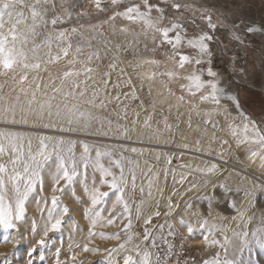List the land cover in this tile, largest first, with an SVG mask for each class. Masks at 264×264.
<instances>
[{
  "label": "rangeland",
  "instance_id": "1",
  "mask_svg": "<svg viewBox=\"0 0 264 264\" xmlns=\"http://www.w3.org/2000/svg\"><path fill=\"white\" fill-rule=\"evenodd\" d=\"M62 1L49 0L47 25L38 26L25 46L29 56L32 55L29 50L36 48L42 61H48L50 56L60 59L44 63L38 72H28L25 84L19 83L20 69L0 75V96L4 97L0 106L16 104L17 96L26 102L20 89L31 93L39 84L37 100L51 103L53 111L65 104L89 110L91 106L86 101L95 94L97 107L91 110L99 114L100 122L89 128L69 127L56 121L54 116L41 120L27 115L22 120L19 111L15 121L10 114L7 120L0 119V133L16 135L24 145L25 159L29 141L35 153L41 137L53 141L63 139L66 143L61 146L62 155L69 171L75 159L78 173L71 183L60 180L55 184L53 174L59 160L52 154L40 171L35 190L25 201L22 219L14 221L13 230L0 229V264H57V249L61 264H103L109 259L111 264H124L127 255L139 259L136 245L150 253L151 264H174L169 247H166L167 258L160 259L157 252L163 231L181 237L177 249L187 245L199 249L201 264L216 259L221 264L224 260L232 264H264V247L256 242L264 236V232L258 231L264 230V169L260 167V157H251L252 151H259V146L251 142L256 138L255 133L264 134V0H147L152 8L151 28L122 16L111 19L133 5L145 11L144 0H119L116 4L112 0H100L99 7L95 0ZM25 2L31 4L35 0ZM175 4L180 8L173 7ZM21 10L28 18L26 23H30V11ZM209 16L215 29L208 26ZM53 18L58 20L55 27L51 24ZM173 24H179L176 31L188 38L200 33L211 35L210 59L206 57L199 65L190 63L180 69L179 55L195 58L196 52L186 41L174 49L154 31ZM9 27L6 24L3 32L8 33ZM19 27L23 29L25 25ZM249 28L253 31L249 32ZM61 31L65 37L62 45L57 46L60 42L56 36ZM49 39L51 49L46 45ZM68 45L71 47L65 57L63 49ZM77 47L81 48L79 53ZM86 67L92 68L87 75L83 72ZM209 68L217 73L218 87L223 90L218 105L201 99L209 89L190 95L188 81L183 79L196 71L208 81L212 79L207 75ZM69 70L79 71L81 75L62 80L63 73ZM169 71L181 78L169 80L161 75ZM74 80L80 85L77 93L84 91V97H65L64 93L73 88ZM153 81L158 83L159 91L153 87ZM161 96L177 98L179 104L173 105ZM100 101L105 104L102 108ZM222 110L228 116L221 114ZM46 124L49 126L45 127ZM245 125H248L247 132ZM0 143L7 148V139L0 137ZM85 144L89 146L90 161L96 160L99 150L108 153L100 158L104 168L119 176L120 168L113 162L119 161L123 167L130 228L126 227L129 219L123 205L116 204V193L101 183V172L91 163L85 169L80 161ZM69 147L74 153L72 157ZM14 157L11 151L0 154V165L11 172L10 160ZM17 168L22 172V165ZM104 179L111 181V177ZM23 183L20 182L22 191ZM93 187L109 193L96 209L92 208L89 195ZM54 196L58 198L57 206L50 220ZM6 203L15 205L11 184H6ZM65 207L66 215L63 214ZM98 210L101 223L92 228L96 235L89 236L91 213ZM61 217L60 230L48 231L45 237L44 232L50 229L51 223ZM109 219L114 223L107 224ZM205 220L207 226H203ZM188 224L193 228L191 234L186 228ZM145 231L150 233L148 241L143 239ZM117 233L118 239L107 238ZM5 236L11 237V241L6 243ZM129 236L133 237L130 243ZM204 237L208 238L207 242ZM42 239L44 246L38 243ZM213 241L218 243L213 245ZM120 244H125V248L119 249ZM84 245L89 251H83ZM112 249L118 251L110 254ZM73 254L75 261L71 259Z\"/></svg>",
  "mask_w": 264,
  "mask_h": 264
},
{
  "label": "snow or ice",
  "instance_id": "2",
  "mask_svg": "<svg viewBox=\"0 0 264 264\" xmlns=\"http://www.w3.org/2000/svg\"><path fill=\"white\" fill-rule=\"evenodd\" d=\"M119 0H112L113 4L118 3ZM49 0H35L34 3L28 4L25 0H0V75H8L10 73H15L17 69H20L19 75V83L25 84L28 81V72H38L44 63L56 62L60 59L59 56L51 57L48 61H42L41 58L37 55L36 48H32L29 51L32 53L31 56L28 55V52L25 51V46L28 44L29 37L34 36L36 34V28L38 26H46L47 25V13L49 11L48 8ZM96 6H100V0H95ZM176 9L180 8L179 4L173 5ZM27 8L30 11V23H26L28 20L27 17L24 16V13L21 9ZM144 8L145 11H142L141 8L137 5H133L128 7L122 13H116L115 16L111 17V19H115L116 16H122L123 18L129 21H140L149 28L152 27L151 24V6L147 3V0H144ZM159 11V10H158ZM163 17L161 16V19ZM209 28L215 29L216 25L211 22V17H207ZM58 23L56 18L51 19V24L55 27ZM6 24H9L8 33H4L3 29ZM24 24L25 28L21 29L19 26ZM179 24H173L170 28L159 29L156 28L154 31L159 32L163 37V42L172 46V48L176 49L179 46H182L185 41L189 48L193 49L196 52V57H192L189 55L180 54L178 67L183 69L186 64L195 63L199 65L204 62V59L207 57L210 59L211 52L209 50V42L213 39L211 35L208 33H200L194 37L188 38L182 35L180 32H177L176 29L179 28ZM73 32L76 29H72ZM249 32L253 31L252 28L248 29ZM172 33V35H170ZM65 37V33L63 31L59 32L56 36V40L60 43L57 46H61ZM46 45L49 49H51L52 42L51 39L46 41ZM71 45L64 47L63 55L66 57L68 55V48ZM76 51L79 53L81 51L80 47H77ZM98 58V57H97ZM91 61V57H89V62ZM84 74L92 72L91 67H86L83 70ZM81 75V72L75 70L65 71L62 76V80H65L69 77H78ZM161 75L167 76L169 80L181 78L180 75L174 71H169L165 73H161ZM207 75L212 79L205 81L202 79V73L193 71L192 73L184 76L183 79L188 81L187 91L190 95L195 96L197 93L201 92V90L209 89L207 95L201 96V99L204 101H211L214 104L220 103V97L223 94V90L218 87V78L217 73L212 71L211 68L208 69ZM15 79V77H14ZM73 88L69 90L67 93H64L65 97H75L79 95L80 97L85 96L84 91H79L77 93L76 89H79L80 85L75 80L72 81ZM182 90L184 89V85L181 86ZM40 90V85L36 84L34 90L29 93L25 88H21V94L26 98V102H21L20 96L16 97V104H9L6 107L0 106V119L7 120L9 118V114L13 121H15V117L17 115V111L21 114V118L26 119L27 115H33L38 119H44L45 117L52 118L55 117L56 121L61 124L68 125L69 127L75 126L78 128H89L94 123L100 122V116L97 112L91 110V108L97 107L96 101L98 97L93 94V97L86 101L91 108L89 110H82L79 105L73 104L69 107L67 104L64 105L63 108L57 106L56 110L53 111V105L51 103H40L37 100L36 93ZM55 91L59 92L60 89H55ZM117 99H119L117 97ZM183 99V96L181 97ZM4 97L0 96V101H3ZM105 104L103 101H100L99 107H104ZM237 107H239L237 105ZM243 115V113H241ZM247 119V117H245ZM109 123H111L109 121ZM49 125H45L48 127ZM248 125L244 126V131L247 132ZM126 131V130H125ZM235 135V132L233 133ZM256 138L252 139V143L259 146L260 151H264V134L260 132L255 133ZM0 137L7 139L8 146L7 148L3 143H0V154H4L6 151H11L15 154V157L10 160L12 164L11 172L8 169L0 165V229H3L5 232L9 230H13L15 228L14 221H19L22 219L25 212V201L27 200L29 194L35 190V184L38 180H40V171L45 167L47 162L51 159L53 153L57 155L59 163L57 165V170L53 174L55 184H59L60 180H64L68 183H71L73 178L78 174L76 171L77 163L75 159L71 161V171H69V167L67 166V160L63 153V148L61 147L66 142L63 139L53 141L49 137H41L39 139V147L35 153H33L31 149V142L28 143V151H27V159L24 158V145L18 142V139L13 133H0ZM23 138H19L22 140ZM247 142V141H245ZM72 144L71 141L68 142ZM84 152L80 157V161L82 162L85 169H87L92 164L93 167H97L98 170L102 174L101 183H106L107 186L116 193V204H122L124 212L129 219V223L126 226L127 228L131 227V218H130V210L128 204L124 200V191L125 185L127 183V179L124 176L123 167L120 166L119 161H114L115 165L120 168V175L116 176L110 169H106L100 163V158L102 156L108 155V153L101 152L97 150L96 152V160L90 161L89 157V146L87 144L83 145ZM135 151V149H133ZM260 151H252L251 157L255 158L260 155ZM69 156H74L72 151V147L68 148ZM262 161H264V156L260 157ZM17 165H22V172L18 170ZM264 166V165H262ZM215 167V166H213ZM106 177H111V181H107ZM23 181V191L21 190L20 182ZM132 181L134 185L135 176H132ZM6 184H11L13 186V190L15 192V205L13 206L10 203H6ZM54 191L57 189L54 187ZM143 191V190H141ZM151 194V193H149ZM91 198V206L93 209H96L99 205H101L106 197H108V192L100 191L99 187H93V189L89 192ZM57 197H53L51 203L53 208L49 210V218L53 219L52 211L55 210L57 206ZM188 207H191L189 205ZM169 208H171V204H169ZM113 211L115 210V204L113 205ZM138 215H139V210ZM68 209L65 207L63 209V214H67ZM111 215V213H109ZM159 215V212L156 213ZM146 223H150V220H146ZM62 223L61 218H55L54 223H51L50 229H47L44 232L45 237L48 234V231L58 232L60 230V226ZM98 223H101V211H95L91 213V228L89 229V236H95L96 233L92 231V228H95ZM113 219L107 220V224H113ZM180 223L184 225V221L181 220ZM203 226H207V221L203 222ZM213 228L215 225L212 226ZM187 231L189 234L193 232V228L190 224L186 225ZM264 232V230H258ZM171 234V233H170ZM247 236V233L244 234ZM253 237H256V233L252 234ZM103 237V234H101ZM150 233L145 231L143 239L148 241ZM108 239L119 238V234H115L114 237H107ZM11 237L5 236L4 241L10 242ZM133 237H128V242L132 241ZM207 237H204L205 242H207ZM256 242L264 247V236H261L256 240ZM41 246H44L45 241L42 239L38 242ZM213 245L218 243L217 241L212 242ZM155 241L153 240V246ZM75 247L79 248L81 245L75 244ZM69 247H73L72 244ZM125 244H120L119 249H124ZM34 251V250H33ZM83 251H89L87 245L83 246ZM118 249H112L111 252H116ZM135 253L139 259H134L132 255H127L124 257V264H151V255L148 251H141L139 245L135 246ZM59 249H57V264H61L59 260ZM43 256L41 259L43 260ZM71 259L75 261L76 256L73 254ZM103 264H111V260H107L103 262ZM205 264H221L219 259L215 261H205ZM223 264H232L229 260H224Z\"/></svg>",
  "mask_w": 264,
  "mask_h": 264
},
{
  "label": "built area",
  "instance_id": "3",
  "mask_svg": "<svg viewBox=\"0 0 264 264\" xmlns=\"http://www.w3.org/2000/svg\"><path fill=\"white\" fill-rule=\"evenodd\" d=\"M139 233V231H137ZM181 237L179 235H169L166 231L161 232V243L157 248L160 259L167 258L166 247L173 251L174 264H201V254L199 249H195L191 245L185 246L183 249H177ZM167 260V259H166ZM170 260V259H168Z\"/></svg>",
  "mask_w": 264,
  "mask_h": 264
},
{
  "label": "bare ground",
  "instance_id": "4",
  "mask_svg": "<svg viewBox=\"0 0 264 264\" xmlns=\"http://www.w3.org/2000/svg\"><path fill=\"white\" fill-rule=\"evenodd\" d=\"M60 1H62V0H60ZM63 3H64V1H62ZM149 73V72H148ZM154 83H153V87L154 88H156V90L157 91H159V86H158V83L157 82H155V81H153ZM162 95H164V96H166L164 93H161ZM164 96H161V97H163L164 99L163 100H166V101H169L171 104H173V105H178L179 104V102H178V99L177 98H174V97H164ZM160 99V98H159ZM220 113L221 114H223L224 116H228L227 115V113H226V111L225 110H222V111H220ZM251 125H253L254 127H256V125L254 124V122H252V121H250L249 122ZM232 128V127H231ZM244 128V127H243ZM240 129V128H239ZM235 130V129H234ZM241 130V129H240ZM240 132V131H239ZM243 135V134H242ZM254 146V145H253ZM256 146H258V145H256ZM257 148V147H256ZM259 151H260V149H259ZM261 156H264V151H260V155L258 156V158L259 157H261ZM262 165H264V161H262L261 160V158H260V167L262 168V169H264V166H262Z\"/></svg>",
  "mask_w": 264,
  "mask_h": 264
},
{
  "label": "water",
  "instance_id": "5",
  "mask_svg": "<svg viewBox=\"0 0 264 264\" xmlns=\"http://www.w3.org/2000/svg\"><path fill=\"white\" fill-rule=\"evenodd\" d=\"M250 119H252L251 117H250ZM253 120V119H252ZM256 124H257V122L255 121V120H253Z\"/></svg>",
  "mask_w": 264,
  "mask_h": 264
},
{
  "label": "flooded vegetation",
  "instance_id": "6",
  "mask_svg": "<svg viewBox=\"0 0 264 264\" xmlns=\"http://www.w3.org/2000/svg\"><path fill=\"white\" fill-rule=\"evenodd\" d=\"M256 21H258V20H256ZM261 26H262V24H261ZM247 35H252V34L250 33V34H247Z\"/></svg>",
  "mask_w": 264,
  "mask_h": 264
}]
</instances>
